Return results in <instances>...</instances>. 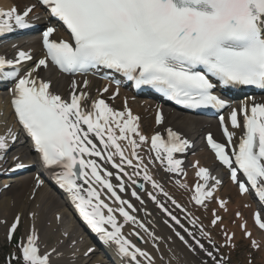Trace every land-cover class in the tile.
Instances as JSON below:
<instances>
[{"label":"snow or ice","instance_id":"obj_1","mask_svg":"<svg viewBox=\"0 0 264 264\" xmlns=\"http://www.w3.org/2000/svg\"><path fill=\"white\" fill-rule=\"evenodd\" d=\"M41 2L52 17L66 26L72 39L71 42L52 39L57 29L47 27L43 32V46L47 57L38 61L36 69L46 67L48 57L67 73H87L105 68L123 74L128 80L134 81L137 88L150 85L177 104L188 108L227 106L225 100L213 93L216 85L210 77L217 78L223 85H250L264 89V0ZM34 7H28L22 14L14 7L9 10L0 9V36L16 29L31 28L27 17ZM18 57L16 60H9L0 56V78H17L18 70L5 71V68L32 59L30 53L23 50L19 51ZM87 83L85 80V86ZM50 87V82L32 78L30 71L16 81L12 100L18 121L34 142V149L39 153L43 165L60 169L55 173L56 181L69 193L84 221L100 234L101 240L114 243L119 254L130 258L135 264H140L137 256L144 257L149 264H153V258L147 252L136 247L123 235V226L113 214L119 212L125 223H138L139 227L148 231L146 225L127 210L133 206L118 194L110 179L113 173L104 169L105 174L102 175V166L95 159H85L86 155L103 157L121 173H124V165L127 164L133 167V174L139 176L140 173L136 170L143 164V159L136 153L139 147L136 139L129 136L132 133L139 135L141 142L148 140V137L139 134V117L134 116L130 109L116 111L103 99L94 100L90 107H86L83 104L86 93L83 91L79 94L73 91L70 101L65 100L52 92ZM75 87L73 82V88ZM239 115L243 116L245 131L239 137L238 144L231 147V155L226 145L217 142L211 133L207 140L217 158L230 169L231 179L239 185L241 192H248L250 185L264 202V103H253L251 107L244 104L239 112L234 108L230 113V122L235 129L241 127ZM163 119V115L158 113L157 123H162ZM220 121L228 145L231 146L236 134L229 131L223 116ZM90 137L99 138L103 149ZM16 138L11 129L6 134H0V159L10 147L9 139L15 141ZM120 140L128 142L132 148L131 155L139 160L138 164L133 165V161L119 143ZM188 143L170 128L167 130L166 140L160 133L151 138L155 159L162 164L166 161L167 170L170 172L183 171L182 162L175 159L174 154L184 152ZM117 155L120 163L114 160ZM14 167L24 168L25 165L17 163ZM238 171L242 172L247 184L238 177ZM197 176L204 183L196 185L193 199L196 204H204L206 198L213 196V189L220 181L209 186V181L214 177L203 167L199 168ZM143 178L151 182L152 187L162 192L165 197L168 196L162 186L149 175L146 166ZM82 179L83 183L79 182ZM85 183L98 185L99 189L92 186L85 189ZM118 188L121 191L125 189L122 178ZM104 189L120 202L118 208L113 209L101 199ZM132 195L137 196L135 190ZM148 195L175 225L184 227L177 216L157 200L156 195L151 192ZM172 203L176 204L175 200ZM220 205L224 207L225 202L220 201ZM104 209H107V215L104 214ZM255 218L258 226L264 229V219L259 212ZM220 220L221 217L216 215L213 225ZM18 223L19 217L11 226L9 239L11 233L16 231ZM191 223L196 225V220L193 219ZM149 235L154 240L162 239L151 232ZM175 235L192 251L198 246L212 258L214 264H225L223 259L216 260L213 252L208 251L191 231H188V235L194 245L189 244L180 232ZM200 235L208 234L201 231ZM37 239L33 229L27 242H21L23 264H51L49 253L40 254ZM230 241L229 236L227 242ZM253 244L258 247L255 241Z\"/></svg>","mask_w":264,"mask_h":264},{"label":"bare ground","instance_id":"obj_2","mask_svg":"<svg viewBox=\"0 0 264 264\" xmlns=\"http://www.w3.org/2000/svg\"><path fill=\"white\" fill-rule=\"evenodd\" d=\"M12 3H16V5L23 4V6H25L29 4L30 1L14 0L10 2V4H6V2L0 0V6L5 9L13 8ZM36 36L37 35L30 37L27 42L21 40L20 44L24 45L27 49H29L31 53H34L35 55H41L40 40L39 38H36ZM39 75L51 79L53 82V89L61 94L70 92L73 88V84L71 83V78L65 75H61V76L58 75L51 67L47 71V73L46 71L44 70L41 71L40 69ZM85 80L88 82L87 86H85L84 84ZM98 84H100V82H97L92 77L89 78L79 77V91L80 92L83 91L84 93H86V101H90L91 97H93L94 95L96 96L95 98L104 97V95H101L99 93L100 90L97 89L100 87V85ZM125 92L126 91H122V94H124ZM124 99L126 100V103ZM262 100H264V97L262 98ZM6 102L7 103L5 107L3 103H0V122H3V125L0 126V134H6L5 128L6 127L8 128L10 125V123L7 122L6 119L8 117V114L10 113V108H9L10 101H6ZM108 103L109 106L114 110L120 109L125 111L127 108L132 109L133 110L132 114L134 116L139 117V121H138L139 134H141V131L145 130V127L153 128L150 129L153 132L154 128L156 131H158L167 126H173L174 128L178 129L180 132L184 133V135L186 136H189V133L192 134V136L195 137V140L198 141L199 145H198V149H196L198 150V152L196 153V155H192L191 157V161H192L191 165H193L194 169L191 170L192 176L189 175L190 176L189 179L191 178L193 179L194 178L193 175L199 171V168L201 167L204 168L205 166L208 167L213 174L215 172H219L220 175L225 174L223 170L218 169L219 166L215 162L213 156L208 151L202 152L200 150L204 146L202 134L210 131L212 132L218 131V127L215 125V122H204V119L202 117L192 116L190 114H185V113H179L170 108L164 107L163 123L161 126H156V122L153 119H151V116L149 114L152 108L158 109L156 104L150 102L149 103L141 102L140 100L138 101L135 99V97L131 96L129 93L128 94L125 93L124 95H122L121 99H115V100L108 99ZM121 104H123V106ZM233 109L234 108L232 107L227 111L228 113L226 114V119H227L226 122L230 126V131H233L236 134L239 129L233 128L230 122V113ZM141 117L144 120H142ZM9 118L11 119V117ZM191 125H193V128L192 130H189ZM202 127H206L203 130V133L200 132ZM134 135L136 140L139 141V135L136 134ZM142 156L144 158L143 159L144 165L147 167L149 171L148 173L153 174L155 181L159 183L162 186V188L166 187L165 192H167L169 196L170 195L172 196H170V198L168 196L165 197L162 192H159L158 190L154 189L152 187V184H146L145 193L138 191L135 188V186L128 181V179L125 182L124 176L125 173H127L129 174L132 180L145 181L142 173L139 171L140 175L136 176L133 174L134 170L131 169L129 165H124L125 171L124 173L121 174L124 177L123 183L125 184V192L121 194L122 199L132 204L133 207L127 210L130 212V214L136 216L139 222L144 223L148 228V231H145L144 228L139 227L138 223H133L131 221L125 223L124 218L121 216L119 212H117L118 215H115L117 218V222L124 227V230L122 232L123 235L127 237L132 242V244H134L136 247H139L143 251L147 252L153 258V264H173V263L179 264L176 263L175 260L177 259V256H180L181 259L182 254L181 253L179 254L178 251L180 246H177L176 243L178 242L180 244L182 242L180 239H179L180 241L177 239L178 237L162 221L161 218H165L166 220H169L167 214L163 213V210L158 208L157 203L151 201L147 196L149 192L156 195L157 200L164 203L165 206L173 213V215L177 216V218L180 219L183 214L178 215L176 212L184 213V209L182 210V205L183 204L186 205V203H189V201L184 203L182 196L187 197L191 195V193L190 195L187 193L186 186L188 185V182L180 181L179 184L181 185V187L180 188L178 187L179 188L178 191L170 192L171 186L174 185L171 184V186H169L168 184L170 183H168L165 180L166 179L165 176H167V173L165 172V168L164 167L160 168L158 164H156L155 166L153 163L147 162L148 154L142 152ZM118 160L119 158L117 157L115 161ZM116 173L119 172L116 171ZM114 175L110 177V179L112 184L116 186L119 185L121 182L116 181ZM33 176L34 175L28 173L25 175L16 176L13 179L11 178L4 179L5 182H10L11 185L9 188H7L5 191L1 193V197H0L1 198L0 221H4L5 219L6 222L8 221V224L5 226L4 225L2 226L0 223L1 233H3L4 236H6L10 225L14 222L13 219L15 218V216L20 217L22 215L20 227H22L23 230V241L26 243L27 237L31 235L33 229H35V232L38 236L37 245L41 248L43 254L45 253L50 254L51 264L98 263L101 260V256L94 252L87 255V257H85L86 255L85 253L89 252L88 251L89 249H92L91 246L92 242L90 241V239H87L85 235H83L81 227L79 226L77 221L73 218L72 214L68 211V209L65 208L64 205L65 203H63V201L62 202L59 201L55 197L48 183L42 185L43 183L35 180ZM229 182L230 181H228L225 185V186L229 185L228 187L225 188L224 186V189L217 187L216 190L215 189L213 190V192L216 193L220 189L219 193L215 194L217 197L220 195L221 190H224V195L226 196H232L233 198L234 196H236L237 201L235 203L234 212H237L238 214L242 212L240 209H238V206H245V209L252 208L251 212L250 211L248 212L249 215L251 216H247L244 212L242 213L245 216L244 219L248 217L253 220V217L256 215L255 214L256 211H258L257 206L248 196H243L238 194L236 188L233 187V185H231ZM163 183L166 184L163 185ZM203 183L201 182L200 184ZM209 184L212 185L210 181ZM133 190L136 191L137 196H139V199H137V196L132 195ZM238 197L243 200H247L248 202H244V201L239 202ZM173 200H175L176 204L172 203ZM50 201L53 203V206L50 205ZM141 201H143V203H141ZM55 202L58 203V205L62 208L61 210L57 209V207L55 206ZM111 205H114L113 209H116L120 206V204L118 205V203H114V202L111 203ZM177 205H179V207H177ZM169 207L174 210L176 209L178 211H174ZM216 209H218V207ZM7 214H9L8 215L9 218L7 217ZM57 214L61 215L60 220L56 219ZM10 221H12V223H9ZM133 230H137V232H139L142 237V241L139 244L136 242L135 238H133V235L131 234ZM254 231L256 234L252 237L257 239L259 238V240H261L264 244V234H260L261 232L258 231L255 226H254ZM150 232L154 233L158 237H161L162 239L154 240L153 237L149 235ZM65 234L67 235V239H65ZM172 236H174L176 243L173 241ZM85 238L87 240L82 241ZM65 242H68V244ZM72 242H75L76 252L71 251L72 250L71 248H73ZM155 243H157V245ZM182 245L184 246L182 247L183 251L184 250L186 252L189 251L188 248L185 247L186 246L185 244L182 243ZM53 249H55L54 252L52 251ZM187 253L189 254V252ZM187 257L188 256L185 254L186 259ZM137 259L140 261V264H149L148 260L144 257L137 256ZM111 262L114 263L113 260H111ZM190 262H192L191 258H190Z\"/></svg>","mask_w":264,"mask_h":264},{"label":"rangeland","instance_id":"obj_3","mask_svg":"<svg viewBox=\"0 0 264 264\" xmlns=\"http://www.w3.org/2000/svg\"><path fill=\"white\" fill-rule=\"evenodd\" d=\"M3 1L6 2V4H10V2L14 0H3ZM17 7L19 9H22L23 4L17 5ZM25 8L27 7L25 6L22 10H24ZM121 105L123 106V104ZM141 119L144 120L142 117ZM192 128L193 125H191L189 130H192ZM150 129L153 128L145 127V130L141 131V134L146 136V133L152 132ZM154 131H156L155 128ZM168 181L170 182V180ZM168 185L171 186V184ZM228 186L229 185L225 186V188ZM178 187L179 188L181 187L179 183L176 186L175 185L171 186L170 192L178 191L179 189ZM222 189H224V187H222ZM219 191L220 189L215 194L219 193ZM187 192L190 193V190H188ZM170 196L168 195L169 198ZM182 197L184 203H186L187 200H189V197L188 199L185 196ZM220 197L224 199L225 202L224 207H218V205H216V202L213 201L211 202V205H207V207L199 211H195L193 210L192 206H190L188 203V208L189 209L191 208V212L193 211V214L195 216L193 217L197 223V226L195 227L196 230L195 232H197L196 238L199 239L201 243L204 244L205 248L208 251L213 252V255L216 257V260L219 261L223 259L225 261V264H264V244L261 240H259V238L257 239L252 237L256 234L254 231L253 222H251L252 219L248 217L244 219L245 216L242 213L244 212L247 216H251L249 215L248 212L249 211L251 212L252 208L245 209V206H238V209L242 211L240 214H238L237 212H234L235 203L237 201L236 196H234V198L232 196H226L224 195V190H221ZM241 201L248 202L247 200H243L239 198V202ZM190 203L191 205H193L191 200ZM50 205L53 206V203L51 201H50ZM55 206L59 210L62 209L56 202H55ZM216 206L218 207V209H216L217 208ZM8 215L9 214H7V217ZM216 215L220 216L221 220L217 221V223L213 225L212 221ZM190 219H192L191 216ZM242 225L245 226L242 227ZM201 231L207 233L208 235L201 236L200 235ZM225 233H227V235H225ZM246 233H251V235H246ZM22 235H23V230L21 227L20 229H18L14 241L9 242L3 237L0 231V264H23V261H21L20 259H16V257H18L17 255H18L20 243L22 241ZM229 236L231 237V241L227 242ZM172 237H173V241L176 243L174 236ZM253 241L256 242L258 247L254 246ZM212 242H214V244ZM65 243L68 244V242ZM155 244L157 245V243ZM180 244L178 242L176 243L177 246H180L178 252L179 254L180 253L182 254V257L180 259V256H177V259L175 260L176 263L205 264L206 262V264H214L212 258L208 257L206 253L198 246H195V251L193 252L188 249L189 250L187 251L189 252L188 254L185 250L183 251L182 247L184 246ZM215 249H218L219 251L217 252ZM185 254L188 256L187 259L185 258ZM190 258L192 262H190Z\"/></svg>","mask_w":264,"mask_h":264}]
</instances>
